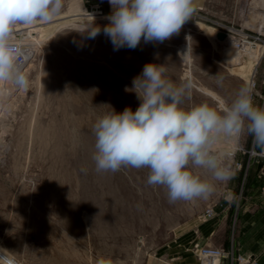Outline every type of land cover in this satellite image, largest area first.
<instances>
[{"label":"rangeland","instance_id":"obj_1","mask_svg":"<svg viewBox=\"0 0 264 264\" xmlns=\"http://www.w3.org/2000/svg\"><path fill=\"white\" fill-rule=\"evenodd\" d=\"M193 7L179 34L135 49L117 50L104 34L108 0H63L51 21L13 26L11 39L32 53L27 88L0 114V264H203L200 247L224 248L220 264L230 258L225 246L206 233L199 239L196 229L214 218L229 192L254 189L263 179L260 150L253 151L246 130L233 159L236 140L217 145L231 175L206 200L171 204L166 188L147 184L148 169L97 173L92 159L96 119L109 106L136 110L140 101L125 88L148 63H165L177 85L190 83L186 108L221 110L256 75L253 103L263 108L264 1L193 0ZM94 23L101 31L90 38ZM219 31L235 45L218 39ZM241 40L251 43L240 48ZM257 48L258 63L248 54ZM232 259L244 264L241 255Z\"/></svg>","mask_w":264,"mask_h":264},{"label":"clouds","instance_id":"obj_2","mask_svg":"<svg viewBox=\"0 0 264 264\" xmlns=\"http://www.w3.org/2000/svg\"><path fill=\"white\" fill-rule=\"evenodd\" d=\"M108 2L112 11L103 32L117 50L135 49L142 41L163 43L179 34L195 11L193 0ZM62 6L63 0H0V96L6 95L4 85L28 86L17 62L21 50L10 42L13 26L49 22ZM100 31L94 23L87 33L95 38ZM166 74L165 63L145 64L132 87L125 88L140 101L136 110L126 107L117 112L109 106L111 112L96 119L92 128L95 170L116 173L123 167L146 168L147 184L166 188L169 203L206 200L216 183L231 175L223 156L216 154L222 139L235 141L246 130L253 138V151L259 149L258 154L264 155V108L254 105L251 84L241 86L221 110L207 104L186 108L190 83L177 85Z\"/></svg>","mask_w":264,"mask_h":264},{"label":"crops","instance_id":"obj_3","mask_svg":"<svg viewBox=\"0 0 264 264\" xmlns=\"http://www.w3.org/2000/svg\"><path fill=\"white\" fill-rule=\"evenodd\" d=\"M261 178L254 189L229 192L216 206L214 218L196 229L199 239L205 238L204 233L209 234L211 243L230 251V258L224 259L223 264H232L233 255L264 264V196L260 192L264 177Z\"/></svg>","mask_w":264,"mask_h":264},{"label":"bare ground","instance_id":"obj_4","mask_svg":"<svg viewBox=\"0 0 264 264\" xmlns=\"http://www.w3.org/2000/svg\"><path fill=\"white\" fill-rule=\"evenodd\" d=\"M262 1H264V0H262ZM10 42H11L12 46L17 47V48H19L21 50V55L18 58L17 62L22 66V70H23L24 74H26V72L29 69V68H27V66L30 63L32 47L27 46L28 45L27 43L15 42V40H13L11 38H10ZM222 42L223 43H230V44L233 45V43L235 42V39L231 35H228ZM234 45H235V43H234ZM252 52H255L256 54L252 55L253 54ZM248 54L250 56H254L256 63H258V61L260 59V56H261L260 55L261 54V50H260V48H257L256 50L249 51ZM3 87L6 89V95L0 96V114H2L4 116V114L6 113V111L8 109L7 101L9 99H11L14 95H16V92L19 89H21L22 93H24V90L26 88H17V87H15L13 85H10V84L4 85ZM239 140L240 139L236 140V144L233 145V149H231L232 151L230 152V154L232 155V159H233V154L235 153V150L237 149V146L239 145Z\"/></svg>","mask_w":264,"mask_h":264},{"label":"built area","instance_id":"obj_5","mask_svg":"<svg viewBox=\"0 0 264 264\" xmlns=\"http://www.w3.org/2000/svg\"><path fill=\"white\" fill-rule=\"evenodd\" d=\"M229 34L227 33V36ZM242 41V42H241ZM237 41L236 45L240 48H243L246 46V44H250L251 42L249 40H241ZM245 43V45H244ZM261 85L264 87V76L262 77L260 81ZM258 79L256 78V75L251 80V86L253 89H256L258 86ZM259 97L263 101V108H264V91L259 93ZM259 152L255 153L256 156L262 158L264 162V155H259ZM261 194L264 196V184L261 187ZM214 213L213 209H209L207 214L209 216H212ZM227 251L224 248H217V247H200L199 249V256L201 260H203V264H220L221 260L227 256ZM241 261L244 262V264H260L252 261L250 258L244 259L242 258Z\"/></svg>","mask_w":264,"mask_h":264},{"label":"water","instance_id":"obj_6","mask_svg":"<svg viewBox=\"0 0 264 264\" xmlns=\"http://www.w3.org/2000/svg\"><path fill=\"white\" fill-rule=\"evenodd\" d=\"M217 37H218V39H220V40H224V39L227 37V33L224 32V31H219V32L217 33Z\"/></svg>","mask_w":264,"mask_h":264}]
</instances>
